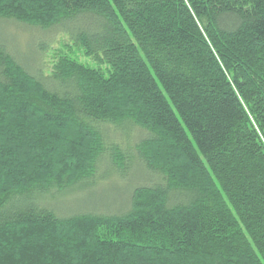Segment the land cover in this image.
<instances>
[{
  "label": "trees",
  "instance_id": "16d2710c",
  "mask_svg": "<svg viewBox=\"0 0 264 264\" xmlns=\"http://www.w3.org/2000/svg\"><path fill=\"white\" fill-rule=\"evenodd\" d=\"M10 22L96 67L0 44V264H264V0H0ZM135 171L115 210L58 203Z\"/></svg>",
  "mask_w": 264,
  "mask_h": 264
},
{
  "label": "rangeland",
  "instance_id": "374dc122",
  "mask_svg": "<svg viewBox=\"0 0 264 264\" xmlns=\"http://www.w3.org/2000/svg\"><path fill=\"white\" fill-rule=\"evenodd\" d=\"M26 28L27 27L25 25L16 22H10L4 25L0 24V44L8 48L12 52L14 58L24 64L30 65L32 63L36 67L41 63L43 66L44 60V64L47 66L48 70L45 69V74L43 72L44 70L41 71L43 75L47 77L50 76L51 71L49 68L51 67L54 57H56L58 53L66 55L83 65L94 68L96 67L91 62L90 58L83 55L79 46H77L73 41L68 43L70 37L66 36V34L68 35L67 31H65V34H62V31L55 30L41 33L39 30L28 29V31L23 34L22 30ZM69 28L70 27H68V29ZM48 43L50 44V47L46 52L44 47ZM65 44L67 47H65ZM39 47L41 48L43 54L46 52V57L44 56L43 58L42 53H39ZM101 68L103 69V67ZM107 130L108 138H110V140H112L115 144H118L119 146H128L126 144L127 142L122 137L124 135L121 136V134H119V136H117L113 134L110 129ZM132 132L133 133L131 135L129 134L130 139L137 137L140 131L138 129H133ZM135 175H137L136 171L132 173L126 172L121 177L119 176V178L111 177V180L100 181L99 183L95 181L94 185L98 183L95 187L92 185L87 189L83 188L80 191L64 196L59 199L58 203H62L63 205L69 207L75 204L80 205L99 202L102 206H110L111 210H115L114 205L117 204L118 206L120 203L123 205L125 201L123 195H126L129 187V185L125 183V179L128 176L134 177Z\"/></svg>",
  "mask_w": 264,
  "mask_h": 264
}]
</instances>
